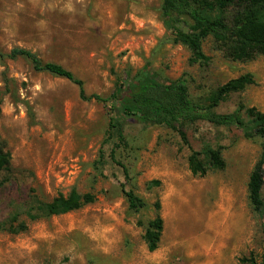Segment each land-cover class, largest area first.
Returning <instances> with one entry per match:
<instances>
[{"label": "rangeland", "instance_id": "374dc122", "mask_svg": "<svg viewBox=\"0 0 264 264\" xmlns=\"http://www.w3.org/2000/svg\"><path fill=\"white\" fill-rule=\"evenodd\" d=\"M160 4L0 0V51L25 48L62 65L86 94L106 97L118 77L143 67L162 80L184 77L198 103L231 78L250 72L255 80L215 108L238 114L244 127L186 123L185 143L161 125L120 126L110 103L82 100L77 85L34 70L26 58L0 59V135L11 154L0 187V264H252L243 260L249 257L261 264L264 184L263 205L254 210L247 183L264 137L245 136L254 121L239 105L264 111V55L233 61L209 37L202 45L208 64L190 63ZM217 147L225 167L193 175L190 148ZM72 189L91 193L93 202L57 215L40 210ZM127 190L145 206L130 209ZM156 202L163 225L149 251L143 234Z\"/></svg>", "mask_w": 264, "mask_h": 264}, {"label": "trees", "instance_id": "16d2710c", "mask_svg": "<svg viewBox=\"0 0 264 264\" xmlns=\"http://www.w3.org/2000/svg\"><path fill=\"white\" fill-rule=\"evenodd\" d=\"M160 13L166 30L176 42L189 50L190 63L208 64L209 57L202 45L209 37L223 55L233 61H247L264 55V0H161ZM18 57L28 59L36 71L48 72L77 85L82 100L110 103L111 109L120 119V126L125 122L161 125L176 131L185 143L187 139L183 126L186 123L207 121L215 125L244 127L238 114L217 113L215 108L230 94L241 92L255 83L250 72L241 74L218 85L208 93L204 102L198 103L191 98L184 77L162 80L143 67L134 75L118 77L112 92L104 97L97 93L86 94L83 81L70 70L60 64L43 62L28 49L14 47L8 52L0 51V59L14 60ZM239 108H244L254 121L252 131H246L245 136L264 137V111L242 104ZM224 167L225 160L220 147L209 148L204 153L190 148L188 168L193 175L204 176L210 169ZM10 171L11 154L0 135V187L8 180ZM150 183L157 185L159 181L152 180ZM263 184L264 144L247 183L248 199L254 210H259L263 205ZM124 194L130 209L137 210L145 206L144 200L132 190L124 191ZM93 200L91 193L81 194L72 189L66 196L58 194L39 208L46 215H57L77 210ZM154 207L156 215L148 222L143 234L149 251L157 248L163 225L158 213L159 202L154 203ZM243 260L256 264L253 257ZM260 262L264 264V253L260 256Z\"/></svg>", "mask_w": 264, "mask_h": 264}]
</instances>
